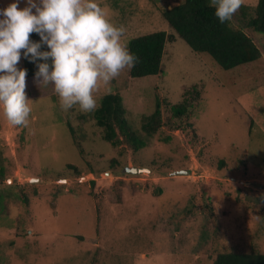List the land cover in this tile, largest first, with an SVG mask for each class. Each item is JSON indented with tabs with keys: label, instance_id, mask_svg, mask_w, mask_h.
I'll list each match as a JSON object with an SVG mask.
<instances>
[{
	"label": "rangeland",
	"instance_id": "1",
	"mask_svg": "<svg viewBox=\"0 0 264 264\" xmlns=\"http://www.w3.org/2000/svg\"><path fill=\"white\" fill-rule=\"evenodd\" d=\"M258 1L243 0L235 17L242 6L254 17ZM13 2L0 0V9ZM95 2L125 28L126 47L174 33L149 0ZM255 43L259 61L226 71L177 38L166 44L160 75L132 78L124 69L101 84L97 107L119 93L138 135L160 102L162 127L139 152L112 147L93 111L62 110L52 85L26 77L27 127L0 110V264H213L231 250L264 254V34ZM180 105L186 113L176 117Z\"/></svg>",
	"mask_w": 264,
	"mask_h": 264
},
{
	"label": "clouds",
	"instance_id": "2",
	"mask_svg": "<svg viewBox=\"0 0 264 264\" xmlns=\"http://www.w3.org/2000/svg\"><path fill=\"white\" fill-rule=\"evenodd\" d=\"M243 0H209L221 24L232 20ZM40 40H30L31 34ZM125 28L106 17L95 0H20L0 9V110L9 123L27 127L33 102L26 96L24 59L35 64L38 86L52 85L62 110L97 108L95 92L139 58L122 45ZM46 51H42L43 47ZM38 61H43L39 63Z\"/></svg>",
	"mask_w": 264,
	"mask_h": 264
},
{
	"label": "trees",
	"instance_id": "3",
	"mask_svg": "<svg viewBox=\"0 0 264 264\" xmlns=\"http://www.w3.org/2000/svg\"><path fill=\"white\" fill-rule=\"evenodd\" d=\"M149 1L159 10L174 33L154 32L130 40L127 49L139 58L135 67L129 69L132 78L163 73L166 44L175 42L177 38L182 39L195 53L208 55L226 71L257 62L263 57V52L255 43V35L264 34V0L258 1L254 17L248 18V8L242 6L241 17L233 15L232 20L224 24L215 17V10L209 7V0H183L179 4H175L174 0ZM30 40L38 42L40 37L33 33ZM41 50L49 49L45 46ZM22 60L24 69L27 70V80H34L38 69L35 64L24 59L23 50ZM196 95L199 96V93L196 92ZM172 111L176 117H181L186 113V108L183 105L174 106ZM125 115L123 98L119 93H114L102 97L99 106L93 111L92 119L101 129L102 139L112 147L126 144L134 152L146 149L162 127L160 102H157L154 113L142 119L141 135L131 130ZM68 128L77 148L83 154L75 129L70 123ZM69 167L75 169L73 166ZM4 175L1 168L0 180ZM91 195L96 197L92 192ZM23 196L25 204H28V197L25 194ZM207 208L213 215V205L208 204ZM213 264H264V254L231 250L217 254Z\"/></svg>",
	"mask_w": 264,
	"mask_h": 264
},
{
	"label": "water",
	"instance_id": "4",
	"mask_svg": "<svg viewBox=\"0 0 264 264\" xmlns=\"http://www.w3.org/2000/svg\"><path fill=\"white\" fill-rule=\"evenodd\" d=\"M142 172H149L148 169H139V168H135V167H132V168H129V173L131 174H140ZM35 181V179H33Z\"/></svg>",
	"mask_w": 264,
	"mask_h": 264
}]
</instances>
